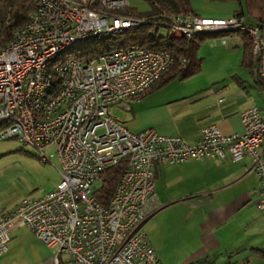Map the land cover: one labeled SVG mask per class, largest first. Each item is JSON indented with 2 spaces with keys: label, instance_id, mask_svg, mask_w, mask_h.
<instances>
[{
  "label": "built area",
  "instance_id": "obj_1",
  "mask_svg": "<svg viewBox=\"0 0 264 264\" xmlns=\"http://www.w3.org/2000/svg\"><path fill=\"white\" fill-rule=\"evenodd\" d=\"M33 1L35 12L0 45V142L16 140L42 163L56 156L60 183L40 199L23 198L0 214V257L8 252L11 233L24 226L54 251L43 264H161L143 230L159 208L156 164L249 158L260 184L256 208L264 213V114L259 107L241 113V132L225 135L215 125L204 126L192 144L154 129L133 133L115 118L113 108L144 94L171 65V55L130 44L80 61L70 55L75 48L145 21L121 12L131 8L128 0ZM229 31L248 34L264 81V36L245 16H173L167 38ZM47 148L54 155H47ZM122 161L126 169L103 205L94 191L103 173Z\"/></svg>",
  "mask_w": 264,
  "mask_h": 264
},
{
  "label": "crops",
  "instance_id": "obj_2",
  "mask_svg": "<svg viewBox=\"0 0 264 264\" xmlns=\"http://www.w3.org/2000/svg\"><path fill=\"white\" fill-rule=\"evenodd\" d=\"M196 1L190 0V8L201 18L229 19L238 9L233 2ZM242 56L243 41L236 34L207 40L197 51L199 74L127 99L113 115L133 133L154 129L191 144L204 126L215 125L225 135L239 133L241 113L257 106L264 114V85L257 82L255 68H242ZM38 166L50 173V191H17L19 173L0 168V214L57 187L60 164ZM154 181L159 208L143 230L161 264H264V213L256 208L260 184L249 158L156 164ZM156 191L164 193L159 198Z\"/></svg>",
  "mask_w": 264,
  "mask_h": 264
},
{
  "label": "trees",
  "instance_id": "obj_3",
  "mask_svg": "<svg viewBox=\"0 0 264 264\" xmlns=\"http://www.w3.org/2000/svg\"><path fill=\"white\" fill-rule=\"evenodd\" d=\"M149 6L148 11L140 13L133 8L124 9L123 14L132 15L143 19L144 24L139 27L127 30L120 35L111 36L105 39H97L89 44L80 45L71 53L81 50L79 55H73L80 61L92 59L98 54L113 51L119 47H126L130 44H139L148 49L168 52L172 57L171 65L164 71L160 78L141 96L160 89L174 80H187L201 71L202 60L197 57L200 45L207 40L238 35L243 41L242 68L254 70L258 83L264 85V81L258 76L257 61L252 57V43L245 32H213L198 33L191 38H167V28L171 24L173 16H185L192 14L190 0H145ZM223 2H235L238 9L234 16H245L249 24L255 25L258 29L264 28V0H221ZM37 6L33 0H0V45L7 43L13 31L26 23L29 15L35 12ZM166 33L162 34L161 30ZM182 60L186 66L181 68ZM139 96V97H141ZM137 97V98H139ZM127 166L122 161L117 166L108 169L101 176L94 197L103 205H108L114 190ZM264 256V251H260Z\"/></svg>",
  "mask_w": 264,
  "mask_h": 264
},
{
  "label": "rangeland",
  "instance_id": "obj_4",
  "mask_svg": "<svg viewBox=\"0 0 264 264\" xmlns=\"http://www.w3.org/2000/svg\"><path fill=\"white\" fill-rule=\"evenodd\" d=\"M128 1L130 7L137 12L143 13L149 9L145 0ZM196 2L199 5H204L201 0ZM161 33L165 34V29H162ZM80 52L81 50H77L70 55H79ZM115 114L118 115V112ZM45 151L49 156L54 155L52 148H47ZM51 163H59L56 156L52 157ZM38 165H43V163L31 148L21 146L16 140L0 142V168H11L12 171L19 173V183L15 182L14 184L17 191H22V189L23 191H50V173L43 171ZM156 193L160 198L164 191H156ZM53 255V250L39 242L26 227H21L10 236L8 253L0 258V264H43V262L49 261Z\"/></svg>",
  "mask_w": 264,
  "mask_h": 264
}]
</instances>
